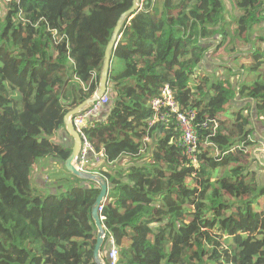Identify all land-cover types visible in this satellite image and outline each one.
<instances>
[{
	"label": "trees",
	"instance_id": "1",
	"mask_svg": "<svg viewBox=\"0 0 264 264\" xmlns=\"http://www.w3.org/2000/svg\"><path fill=\"white\" fill-rule=\"evenodd\" d=\"M4 1L0 264H95L99 187L72 174L53 185L34 177V186L30 175L42 159L64 168L73 141L55 137L66 132V113L98 90L132 0ZM140 3L113 51L105 117H91L86 130L106 154L90 171L110 186L102 215L117 264H264V141L253 124L264 122V37L241 49L264 25V0ZM224 50L239 52L236 63L250 58L242 65L250 75L234 72L229 58L218 67L230 78L201 72ZM165 86L183 111H196L197 165L177 145L173 117L150 125Z\"/></svg>",
	"mask_w": 264,
	"mask_h": 264
},
{
	"label": "built area",
	"instance_id": "2",
	"mask_svg": "<svg viewBox=\"0 0 264 264\" xmlns=\"http://www.w3.org/2000/svg\"><path fill=\"white\" fill-rule=\"evenodd\" d=\"M109 92V91H108ZM108 92L102 96L98 101L91 104L73 119V126L81 139V148L78 161L76 163L77 168L82 172H91L90 167H98L103 165L106 158L105 152L102 150L97 152L89 140L86 130L88 128V121L93 116H98L101 109L110 102ZM153 109L156 111V115L150 121V125H154L157 122L166 121L168 117H173L180 131V138L178 146L183 149V154L194 165H197V148L199 143V136L195 128L196 111L193 109L182 110L175 100L172 89L169 86H165L159 97L155 98L152 102ZM217 123H215V128ZM106 202V201H105ZM105 202L100 206L99 212L101 219L104 220L102 215ZM109 240L110 250L108 252L109 264H117L119 260V249L116 246L115 239L106 235Z\"/></svg>",
	"mask_w": 264,
	"mask_h": 264
},
{
	"label": "water",
	"instance_id": "3",
	"mask_svg": "<svg viewBox=\"0 0 264 264\" xmlns=\"http://www.w3.org/2000/svg\"><path fill=\"white\" fill-rule=\"evenodd\" d=\"M140 7H141L140 0H132L131 8L120 17L114 29L112 37L105 50V58L100 74L99 88L96 91V93L91 98L86 99L83 103L69 110L64 117L66 133L70 136V138L73 141L71 154L64 164L65 169L70 174L80 178L83 181L82 185H85L87 183H94L100 189V193L92 209V217L97 229L96 244L94 247V255H93L95 264H109L110 262L108 255H106L105 258H103V261L99 259L100 254H102L104 250L103 248L107 235V230L103 225L99 209L100 206L107 200L110 186L107 183L106 179L103 178L102 176L92 172H82L77 168L76 163L78 161V157L80 154L81 139L73 126V119L82 110H84L91 104L98 101L100 98H102L104 94L108 92L109 73L113 63V51L118 41L121 38L120 31L124 23L132 19L133 16L140 11L141 9Z\"/></svg>",
	"mask_w": 264,
	"mask_h": 264
},
{
	"label": "rangeland",
	"instance_id": "4",
	"mask_svg": "<svg viewBox=\"0 0 264 264\" xmlns=\"http://www.w3.org/2000/svg\"><path fill=\"white\" fill-rule=\"evenodd\" d=\"M226 2V0H224ZM228 3V2H227ZM5 1L4 0H0V24L2 23V13L5 12ZM228 7L231 8V5L228 3ZM229 18H231V15L228 16ZM232 18H234L232 16ZM230 21H232L233 19H229ZM252 38L249 40L248 44H244V46H241V49H243L246 53L248 52L249 49L251 48H256L257 46H263L262 41H259V37H264V25H261L259 27H257L256 29H254V31L251 33ZM239 52L237 51L236 53H232L228 50H224L223 52L220 53V55H217L215 57L216 63H214L212 69L210 71H207L209 75H212L216 77H231L232 74L230 71L228 70H224V73L222 75V70L218 67V64H220V62H222L224 60L225 64H229V61L231 62V65L234 68V72L240 73V74H244L247 76L248 74L250 75V72H248V67L245 68V71L242 69V65H248L250 63V61H246V59L243 58H239L237 63L235 62L234 57L238 54ZM227 58H229V61H227ZM116 69L118 71L122 70L124 67L123 62L121 61H117L116 65H115ZM215 74V75H214ZM258 122L254 121L253 124L257 125ZM256 135H258V139L261 141V137L264 138V128L262 129H258V131L256 132ZM73 144V143H72ZM263 145L261 146L262 148H264V142L262 143ZM259 151H263V150H259ZM261 152H258V157L259 154ZM47 168V170H46ZM39 173L38 175L42 178L43 176L41 175V173L45 174L47 176V181L43 180L44 182H47V184H51L53 185L54 183H59V181L61 180V178H66V177H70V173L68 171H64V173H59L54 167L53 165L50 163L49 160H40L31 170V181L33 183L34 186H37V184H34V176Z\"/></svg>",
	"mask_w": 264,
	"mask_h": 264
},
{
	"label": "crops",
	"instance_id": "5",
	"mask_svg": "<svg viewBox=\"0 0 264 264\" xmlns=\"http://www.w3.org/2000/svg\"><path fill=\"white\" fill-rule=\"evenodd\" d=\"M243 59H246V61L248 62V61H250L251 62V59L250 58H247L246 56H244L243 57ZM213 62L211 61V60H208V62L206 63V64H204V65H202L201 66V68H200V70H201V72L202 73H208L207 71H210L211 69H212V67H213V64H212ZM248 102V100L247 99H244V100H241V99H239V104H238V106H240L242 103H247ZM105 113H106V110H104V111H102L98 116H97V118H102V117H105ZM256 128H257V131H258V129H262V128H264V122H258L257 123V125H256ZM68 135L66 134V132H60L59 134H58V136H56L55 137V140H57V141H61V140H66V137H67ZM262 139H263V141H264V138L262 137ZM259 150H263L264 151V148H262V147H260L259 148ZM44 160H49L50 161V163L53 165V167L59 172V173H64V171L66 170L65 169V166H64V168L57 162V161H55V159H53V158H47V159H44ZM92 167H90L89 169H91ZM46 170H47V168H46ZM39 173H37L34 177H35V180H36V182L38 183V184H40V183H42L43 182V180H47L48 178H47V176L45 175V174H43V173H41V175L43 176L42 178L38 175ZM67 178H69V177H67ZM110 189V188H109ZM102 222H103V220H102ZM104 225V224H103ZM105 227V226H104ZM107 230V229H106ZM106 239H107V237H106ZM108 247L109 248H106L105 250H103V252H102V254H100V256H99V259H101L102 261H103V258H105V256L106 255H108V252H109V250H110V246H109V244H108Z\"/></svg>",
	"mask_w": 264,
	"mask_h": 264
}]
</instances>
